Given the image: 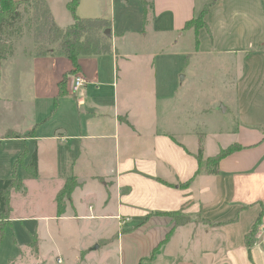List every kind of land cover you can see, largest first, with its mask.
<instances>
[{
	"label": "crops",
	"instance_id": "1",
	"mask_svg": "<svg viewBox=\"0 0 264 264\" xmlns=\"http://www.w3.org/2000/svg\"><path fill=\"white\" fill-rule=\"evenodd\" d=\"M69 1L46 0L57 26L66 28L75 17L104 18L111 25V50L78 59L86 79L81 94L72 91L77 73L68 57L38 55L21 39L0 60V158L7 157L2 172L21 169L38 183L59 178L54 212L24 248L33 255L28 263L44 264L55 252L49 227L74 218L92 224L83 230L91 242L76 249L84 259L104 248L117 264H264V246H247V234L264 223V0H79L74 12ZM206 7L205 25L186 29ZM146 20L154 31L194 30L196 55L236 66L225 80L236 82V104L224 107L237 118L231 139L206 154L207 160L237 146L222 156L218 173L205 166L198 171L189 147L196 145V129L208 125L202 117L194 122L191 88L155 76L138 81L140 70L127 66L138 55L130 41L147 35L139 26L130 39L133 27ZM115 37L126 39L121 48ZM9 131L18 136L6 137ZM34 155L35 176L29 171ZM71 175L78 185L59 214L56 196ZM178 211L189 220L176 225L164 213ZM111 226L116 229L104 235Z\"/></svg>",
	"mask_w": 264,
	"mask_h": 264
},
{
	"label": "rangeland",
	"instance_id": "2",
	"mask_svg": "<svg viewBox=\"0 0 264 264\" xmlns=\"http://www.w3.org/2000/svg\"><path fill=\"white\" fill-rule=\"evenodd\" d=\"M19 10V20L13 26L14 28L6 29L7 32L3 36V40L11 46L15 44V41L21 39L31 42L34 45L32 50L36 54L38 49L54 46V44L50 45L46 42L43 44L35 42L37 25L40 23V19L37 17V11H35L32 4H22ZM136 26L133 27L136 30L132 32L130 39L138 36L137 29L139 26L146 31L147 35L145 39L130 41L135 46L134 49L138 55L133 57L127 66L131 65L140 70L136 74L138 81H148L155 76L158 82L165 84L169 82L178 89L180 87L182 90L191 88L194 122L200 121L202 118L204 121L208 120L207 127L204 126L205 131L202 128H197L195 133L192 134L196 145L194 146L192 142H189V147H192L196 154L201 155V158H203L204 163L201 166L204 167L206 154L220 150L222 146L227 144L226 141L231 139L230 131L233 129L237 118L231 112L224 111L222 107L233 109L236 104L234 93L236 82L232 80L230 82L225 81L231 78V76H227V73H233L236 66H230L228 59H226V64H223L220 58L217 59L216 56L196 55V34L192 29L177 32L173 30L169 32L154 31L155 25L147 20L142 25L137 23ZM125 40V38L115 37V43L119 48L125 44ZM204 42L206 41L203 40L202 44ZM144 52H149V55L142 56ZM118 64H122L121 59H119ZM119 77H121V73ZM163 88L162 91L166 90V85ZM144 93L146 94L147 91L145 90ZM201 109H208L207 115L204 113V116H202L201 113H196ZM3 156L0 158V178L8 179L12 174V170L9 173L2 172L4 163L7 160L6 155ZM15 173L25 183V188H23L24 191L22 189H11L10 191L12 210L9 219L13 225L6 228L0 245V264H29L28 261L32 260L33 255L27 253V249L24 250V248L33 240L35 233L39 232L40 234L43 231V228L38 231L42 223L45 227L47 226V218L51 217L50 215L54 212L51 199L59 183V178L52 181L47 176H44V178H49L48 180L42 178L43 180L38 183L39 180L36 181L34 178L29 177L21 169H16ZM94 183L98 184V181L94 180ZM72 213L73 209H71V212L69 211L68 215L71 216ZM43 216H46V218ZM167 216L170 219H172L171 217H175V219L181 217L180 215ZM57 222L58 224L49 227V230L47 228L48 233L52 234L51 238H54L51 241L55 252L46 257L44 264H57L58 257L63 260L58 259V264L61 261V264H117L111 253L105 251L104 248L96 251L86 259L76 252L78 246L84 245L85 247L91 242V237L83 236V230L86 231L90 228L91 223L74 220V218L66 220V223H62L61 220ZM115 229L116 227L113 229V226H111L103 233L104 235H110L111 231ZM254 235H256V232ZM255 242L256 237L254 236L252 244ZM49 245L48 240L45 248ZM22 255H24L23 258H21Z\"/></svg>",
	"mask_w": 264,
	"mask_h": 264
},
{
	"label": "trees",
	"instance_id": "3",
	"mask_svg": "<svg viewBox=\"0 0 264 264\" xmlns=\"http://www.w3.org/2000/svg\"><path fill=\"white\" fill-rule=\"evenodd\" d=\"M79 0H70L67 5L69 9L74 12V8ZM22 4H32L35 11H37V17L40 19V23L37 25V32L35 35V42L54 44V46H49L37 50L38 55H49L58 54L68 57L72 64L74 73L79 74V64L78 59L82 55H98L100 53H107L111 50L110 27L109 21L104 18H74V21L67 25L66 28H61L56 25L52 15L48 9L46 0H0V60L6 59L12 53V46L3 40V36L6 34V29L14 28L13 26L17 23L20 18L19 9ZM207 11V7L202 11V13L196 18H192L187 21L185 28H194L199 30L205 25L203 21V16ZM109 33H105L106 30ZM67 78L66 76L60 81L61 93L65 88ZM24 133L30 134L31 131H24ZM16 135L17 133L8 132L6 137ZM237 146H230L226 149H221L219 153L214 156L207 157L205 160V167L209 173H218V164L222 159V156L235 150ZM200 168L203 163V158L201 155H197ZM21 161L19 157L15 163ZM29 171L35 176L37 174V163L36 156H32L29 161ZM78 185L77 178L73 175L67 178L61 189L58 191L56 196V207L57 212L61 214L64 211V200L71 197V191ZM23 181L17 177L15 170L12 171L10 178L0 179V245L3 241L5 230L10 226V191L11 189L20 190L23 189ZM170 216L180 215V219H175L171 217L175 224L186 222L187 219L184 215L178 212H164ZM258 224V222L256 223ZM256 227L247 234V246L252 245Z\"/></svg>",
	"mask_w": 264,
	"mask_h": 264
},
{
	"label": "built area",
	"instance_id": "4",
	"mask_svg": "<svg viewBox=\"0 0 264 264\" xmlns=\"http://www.w3.org/2000/svg\"><path fill=\"white\" fill-rule=\"evenodd\" d=\"M85 83H86V79L84 76L80 74L74 75L71 82L72 91L76 94H81L83 92V89H85ZM119 221L125 222L128 221V218L119 217ZM255 232H256L255 243H257L260 246H264V223H260L256 225Z\"/></svg>",
	"mask_w": 264,
	"mask_h": 264
},
{
	"label": "water",
	"instance_id": "5",
	"mask_svg": "<svg viewBox=\"0 0 264 264\" xmlns=\"http://www.w3.org/2000/svg\"><path fill=\"white\" fill-rule=\"evenodd\" d=\"M105 33H107V34H108V33H109V30L107 29V30L105 31ZM222 108H223V110L225 109L224 107H222Z\"/></svg>",
	"mask_w": 264,
	"mask_h": 264
}]
</instances>
